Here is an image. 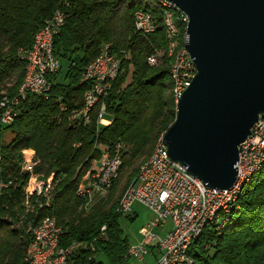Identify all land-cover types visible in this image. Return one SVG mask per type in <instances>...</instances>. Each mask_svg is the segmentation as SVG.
I'll return each mask as SVG.
<instances>
[{
	"label": "trees",
	"instance_id": "obj_1",
	"mask_svg": "<svg viewBox=\"0 0 264 264\" xmlns=\"http://www.w3.org/2000/svg\"><path fill=\"white\" fill-rule=\"evenodd\" d=\"M58 9L67 18L55 38L54 53L69 64L66 82L55 84L46 100L29 96L21 116L0 130V184L9 185L0 193V264H24L30 243L26 226L36 212L40 217H56L64 231L62 247L87 242L89 248L78 253L71 264H99V254L109 264H127L130 243L117 211L124 191L115 201L113 191L121 172L151 157L177 114L170 77L174 59L166 55L165 11L154 0H0V103L5 97L14 98L23 83L26 62L19 52L32 48L37 32ZM137 11L154 16L153 34L145 37L136 32ZM176 21L185 38L187 23L179 15ZM104 45L121 59L120 75L106 99L112 124L98 125V105L87 126L75 127L71 118L82 111L90 89V83L81 82L82 73ZM155 50H162L163 58L152 67L148 59ZM117 143L123 147L119 177L106 199L85 210L77 195L83 177L93 161L101 158L102 149ZM25 150L35 151L38 164L29 174L23 167L21 172ZM137 171L132 170L130 179ZM36 172L44 180L55 175L59 182L50 207L42 209L45 199L38 202L35 197L30 200L33 214H25V188ZM189 255L204 264H264V164L243 188L221 234L208 226Z\"/></svg>",
	"mask_w": 264,
	"mask_h": 264
},
{
	"label": "built area",
	"instance_id": "obj_2",
	"mask_svg": "<svg viewBox=\"0 0 264 264\" xmlns=\"http://www.w3.org/2000/svg\"><path fill=\"white\" fill-rule=\"evenodd\" d=\"M166 2V1H165ZM169 3V2H166ZM172 6L177 7L172 4ZM178 8V7H177ZM134 17L142 20V27L135 29L143 36L153 34V21L142 13H135ZM66 14L58 9L53 18L58 19L57 28L42 29L40 36L39 50L30 51V61L33 69V80L29 83V88L22 99L16 102L7 101L4 107H0V130L12 125L22 114V105L29 96H36L46 100V94L52 92L55 84L58 83V76L63 68L55 66L54 61V41L66 23ZM189 21V18H188ZM179 27L174 23V30ZM100 51H105V61L99 66H103L102 77L93 75V68L89 66L81 76V82L86 83V79H93V89H91V100L87 105V118L77 120L75 127L87 126L92 120V110L97 105V100H105V117L103 126L112 124V118L107 117L106 99L113 88L121 72V59H109L111 48L104 45ZM162 50H155V61L162 59ZM197 74L196 65L189 56L184 58L182 68L178 71L180 82V98L190 87ZM264 142V117L259 118L258 125L252 129L248 139L240 145L238 180L245 177L250 168L259 160L264 159L262 155V143ZM80 144H78L79 146ZM122 143H117L110 148L102 149L101 158L91 167L83 177L82 183L77 190L78 197H91V190L98 185H102V175L118 161L122 155ZM2 148L0 144V164L2 162ZM29 160V169L35 165V161ZM53 180V179H52ZM48 181L47 197L42 204V209L50 207L52 203L53 182ZM9 185L1 184V191ZM234 196V187L230 190L210 189L207 184L199 178L188 173L187 168L174 162L168 154V148H161L158 158L152 161L149 170L137 180V185L133 192L129 193L126 202L121 206L123 217L131 216L134 204L139 202L148 207L154 214L153 220L147 227L141 229V233L146 237L145 244L130 245L128 255L141 264H144L145 257L149 254V248H156L161 254V260L157 264H173L175 259V246L184 244V250L192 244V237L199 231L202 220L210 219L215 208L221 204H229V199ZM40 212H36V221L28 222L26 232L30 236V243L27 247L29 253L28 264H71L72 259L80 252L89 248L87 242L78 245H70L68 252H64L63 257L58 262H47L48 252L52 246L60 243L64 238V232L55 230V223L58 222L53 215L40 217ZM172 221L173 228L164 239L156 242L157 237L152 234L153 230L164 227ZM227 221V219L223 220ZM47 222L46 230H38V223ZM223 223V222H222ZM220 226V225H219ZM103 232L105 230H102ZM156 242V243H155ZM155 243V244H154ZM183 264H196V261L183 260Z\"/></svg>",
	"mask_w": 264,
	"mask_h": 264
},
{
	"label": "water",
	"instance_id": "obj_3",
	"mask_svg": "<svg viewBox=\"0 0 264 264\" xmlns=\"http://www.w3.org/2000/svg\"><path fill=\"white\" fill-rule=\"evenodd\" d=\"M189 18L197 74L164 134L169 157L210 189L238 180L240 145L264 114V0H164Z\"/></svg>",
	"mask_w": 264,
	"mask_h": 264
},
{
	"label": "bare ground",
	"instance_id": "obj_4",
	"mask_svg": "<svg viewBox=\"0 0 264 264\" xmlns=\"http://www.w3.org/2000/svg\"><path fill=\"white\" fill-rule=\"evenodd\" d=\"M154 1H157L165 11L164 26H165L166 41L168 44L166 55L168 56V58L174 59V64L170 72V77L172 81V95L175 100V103L178 104L180 100V94H179L180 93V82H179V77H178V71L180 70V68H182L184 58H186L189 52L186 47L187 36H185V38H182L180 34V28L174 31H173V28H174V23H176L177 26L179 27L176 21L177 15H179L182 21L187 24H188V16L183 11H181L179 8L172 6L171 3H166L164 0H154ZM136 13H142L143 15L148 17V20H154L153 18L154 16H152V14L150 13H147L144 11H137ZM55 14L56 13H54V15ZM187 24H186V27H187ZM57 27H58V19H51L37 32L32 48L28 50H21L19 52V55L21 56V58L25 60L26 62V66H25L26 73H25L23 83L19 89V92L14 98L12 99L8 98V102H16L19 99H22L25 96V93L29 88V83L33 80V69H32L31 61H30V51L39 50V43H40V36L42 34V29L57 28ZM141 27H142V20H138L137 17H135V29L141 28ZM155 30H156V22L153 21V33L155 32ZM109 59H119V58L116 55L109 52ZM54 61H55V66H62L61 60L58 57H56L55 54H54ZM102 61H105V51H101L100 55L90 64V68H93V75H95V77H102L103 66H99ZM157 63H158V60L155 61V55L151 56L148 59V64L152 67L156 66ZM86 82L90 83V89L85 94L84 107L82 111L79 114L74 115L71 118V121L73 123L72 125L74 124L77 125V120H84L87 118V105H89V101L91 100V89H93V79H86ZM50 93L51 92L46 94V99L50 96ZM6 101H7V97H5L1 101L0 107H4L6 104ZM98 105H101V109L97 116V121H98V125L103 126V117H105V100H97V105L94 106V109ZM94 109L92 110V112L94 111ZM260 117H264V114L260 115ZM258 123L259 121L257 122L256 125H258ZM163 140H164V136L158 140L154 148L153 154L151 155L149 160L145 162L142 167H140L138 180L142 175H145V173L149 170L152 164V161L158 158L159 152L161 148L164 146ZM122 151H123V147H122ZM31 154L32 152L30 151L28 152V150L23 151V165L21 166L26 171H28L29 160H26V159L28 158L30 160H33L35 161V165L31 168V171H30V172H33L36 169V166L38 164L35 160V154L33 155ZM262 155H264V142L262 143ZM121 164H122V155L118 157V161L113 162L112 166L109 167V169H107L105 173H103L102 185H98L96 186V188H93V190H91V197L81 198V201L83 202L82 207L85 210L91 209L98 201H100L101 199L105 198L108 195V192L112 188L115 180H117L119 177V170L121 168ZM263 164H264V159L259 160V162L255 163L253 167L250 168L249 171L246 173L245 177H243L240 180V183L234 186V196L233 198L229 199V204H221L220 206H218V208H215L213 210V213L211 214L210 219L201 221L199 225V231L196 234H194L192 237V243L197 241L204 234L208 226H212V228L214 227L218 235L221 234L225 224L228 223L229 221L230 215L233 213V211L235 210L237 206V201H238L239 195L243 191V188L252 182L253 177L256 175L257 172L261 170ZM53 176L55 175H52L49 179L45 181L40 180L39 182L37 178L38 176L37 177L34 176L31 179L32 183L30 181L27 187L25 188L24 194H26V198H27L26 207L28 209H31L32 214L35 208L33 209V207L31 206L30 200L35 197H36L35 199H37L38 202L42 198L46 199L47 185L45 184L48 183V181H51L53 179ZM134 189H135V186L127 189L126 192L123 194L120 200V203L118 205V210H117L120 214H121V206L123 205L124 202H126L127 196H129V193L133 192ZM41 208H42V204H41ZM225 219H227V221H223ZM34 221H36V218L30 222H34ZM46 229H47V222L38 223V230H46ZM55 230H58L59 232H64L62 227L58 224V222L55 223ZM103 230H105V228ZM74 245H77V244H74ZM69 249L70 247H62L61 242L56 243L54 246H52L51 251L48 252L47 262H58V260L63 257L64 252H68ZM188 251L189 249L184 250V244H177L175 246V259H174L173 264H183V260L185 258L187 260L195 261L193 258L190 257ZM28 263H29V253L27 250L24 264H28Z\"/></svg>",
	"mask_w": 264,
	"mask_h": 264
},
{
	"label": "rangeland",
	"instance_id": "obj_5",
	"mask_svg": "<svg viewBox=\"0 0 264 264\" xmlns=\"http://www.w3.org/2000/svg\"><path fill=\"white\" fill-rule=\"evenodd\" d=\"M62 65H63V68H62V70H61V72H60V74L58 76V79H57L59 83L66 82L65 81V76H66V73H67V68L69 67L68 62H66V61H62ZM3 94H5V92H3ZM78 111L79 110L76 109V112H78ZM156 144H155V146H156ZM29 151L30 150H28V152ZM30 152H32V151H30ZM33 154H35V152H32L31 155H33ZM97 160L93 161L91 167H93L96 164ZM148 160H149V158L148 159L146 158L144 160H140L136 164V166L133 167V169L136 168V169H138V171H137L136 175L134 176V178H132V179H130V176H131V173H132V170H133L132 168H126L123 172H121L120 180H119L118 184L116 185V189L113 191V192H115V195H112V196H114L113 199H112L113 201L118 199L119 196L123 193V191L125 193L126 190L131 185H133L132 183H134L135 180H137V178H138L140 167H142L143 164L145 162H147ZM22 165H23V162H22ZM21 172H22V166H21ZM36 177L38 178V182L40 180L41 181H45V180H43L44 176L43 175L40 176V174H38L37 172H36ZM52 182H53V190H54V186H56V184L59 182V180L55 181V176H53ZM31 183H32V181H31ZM108 194H110V192ZM107 197H108V195L105 197V199ZM25 205H26V202L24 203V207H25ZM133 209L137 212L138 216L136 217V219L134 221L129 220L127 217H123L122 220H121V227L124 230L125 235H127L130 245L145 244L146 237L141 233V229L143 227H147L148 226V224L153 219L154 214L148 207H146L145 205H143L142 203H139V202L134 204ZM29 211H31V209H27L25 207V214H27V213L30 214L31 212H29ZM172 228H173L172 221H169L167 223V225H166V230L165 231L161 230V229L153 230L152 234L157 237V239H156L157 241L156 242H158L161 239H164ZM194 243L195 242H193L189 246V248H188L189 250L192 248ZM188 253H189V251H188ZM96 260H97V263H99V264H109L107 259L104 257V255H101V254L96 256ZM160 260H161V254L159 253V251L156 248H154V249L149 248V254L145 257L144 264H157L158 261H160ZM127 264H141V263L136 261V260H133L129 256L127 258ZM196 264H204V263L196 262Z\"/></svg>",
	"mask_w": 264,
	"mask_h": 264
},
{
	"label": "crops",
	"instance_id": "obj_6",
	"mask_svg": "<svg viewBox=\"0 0 264 264\" xmlns=\"http://www.w3.org/2000/svg\"><path fill=\"white\" fill-rule=\"evenodd\" d=\"M30 151H32V152H35V151H33V150H30ZM131 216H135V217H137L138 216V214H137V212L135 211V210H133V212H132V214H131ZM154 218V217H153ZM153 220V219H152ZM151 220V221H152ZM167 225V224H166ZM166 225L164 226V227H161V228H158V229H161V230H166ZM172 230V229H171ZM170 230V231H171ZM153 249H154V247H153Z\"/></svg>",
	"mask_w": 264,
	"mask_h": 264
}]
</instances>
